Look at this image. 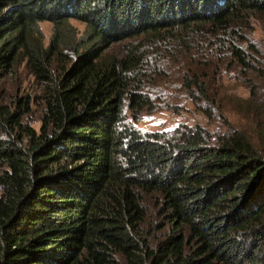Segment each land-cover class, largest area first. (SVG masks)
<instances>
[{
    "label": "trees",
    "instance_id": "obj_1",
    "mask_svg": "<svg viewBox=\"0 0 264 264\" xmlns=\"http://www.w3.org/2000/svg\"><path fill=\"white\" fill-rule=\"evenodd\" d=\"M257 13L264 0H0V75L26 60L43 107L37 129L33 98L0 101V264H264V122L258 144L238 129L131 122L155 106L161 49L196 43L252 70L240 43ZM117 41L123 55L107 54ZM183 84L212 119L206 79ZM148 195L163 235L146 226Z\"/></svg>",
    "mask_w": 264,
    "mask_h": 264
},
{
    "label": "rangeland",
    "instance_id": "obj_2",
    "mask_svg": "<svg viewBox=\"0 0 264 264\" xmlns=\"http://www.w3.org/2000/svg\"><path fill=\"white\" fill-rule=\"evenodd\" d=\"M71 22L78 29L79 36L85 24L78 20ZM40 28L45 36L44 42L48 44L53 24L43 21ZM242 37L244 41H241L240 46L253 59L252 70L243 68L230 54L219 55L203 47L202 50L197 49L196 43L190 49L175 44L167 50L161 49L160 53H153L149 62L155 64V69L150 73L152 82L148 90L155 106L153 109H144L137 120L132 118V124L142 132L170 131L180 125L198 123L214 133L238 129L258 144L261 139L260 124L264 122L261 117L264 112V14L251 15L244 21ZM124 43H112L106 53L123 55ZM186 74H200L208 82V106L213 112L212 119L191 102L183 84ZM40 93L41 84L37 82L26 60L18 63L9 73L0 75V101L15 106L21 97L33 98L35 103L26 121L37 129L42 124L43 116V107L37 98ZM145 201L148 206L146 226L152 228V236L165 234L169 226L165 227L157 197L148 195Z\"/></svg>",
    "mask_w": 264,
    "mask_h": 264
}]
</instances>
